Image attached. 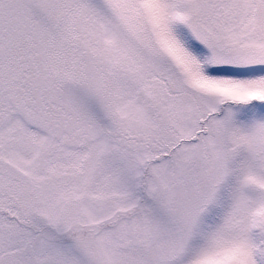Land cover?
Here are the masks:
<instances>
[{
  "label": "snow or ice",
  "instance_id": "6c2138e0",
  "mask_svg": "<svg viewBox=\"0 0 264 264\" xmlns=\"http://www.w3.org/2000/svg\"><path fill=\"white\" fill-rule=\"evenodd\" d=\"M0 264H264V0H0Z\"/></svg>",
  "mask_w": 264,
  "mask_h": 264
}]
</instances>
